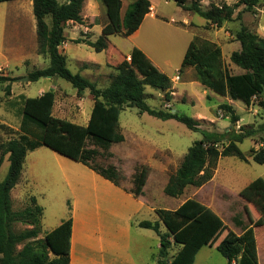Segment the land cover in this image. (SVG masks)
<instances>
[{
    "label": "rangeland",
    "instance_id": "1",
    "mask_svg": "<svg viewBox=\"0 0 264 264\" xmlns=\"http://www.w3.org/2000/svg\"><path fill=\"white\" fill-rule=\"evenodd\" d=\"M28 1L0 2V67L5 69L0 70V74L5 73L4 75L17 78L11 83L9 95L4 93L6 83L0 84V122L8 126L0 128V142L18 137L17 125L25 97L37 96L43 91L53 89L56 93L53 115L83 125L88 121L93 105L88 89L79 95L76 88L59 76L29 81L28 74L34 69L47 67L49 59L34 51L37 48L36 32L34 30L32 33L29 22L19 10L22 2L27 4ZM130 1L132 0H122L123 11ZM236 1L199 0V3L203 8H208L211 4L222 2L233 4ZM152 3L154 6L150 7L149 12L156 15L157 19L147 18L140 31L133 36L109 37L125 53L134 44L140 45L148 53L149 57L142 51L147 59L151 58L149 61H153L170 78L171 98L167 100L165 92L146 85L144 88L146 103L155 109H174L189 115L197 119L199 127L204 130L224 131L232 128L239 131L240 127L251 130L250 136L237 143L246 155L251 149L257 150L264 146V106L260 104L261 100L264 101V95L253 97L251 104L247 106L241 100H229L226 96L205 88L195 79L193 67L187 66L180 71L185 46L189 40L197 37L220 46L223 64L231 73L242 72V69L231 63L229 58L231 51L240 48V43L234 41L233 34L242 24L264 37V0L258 1L254 11L245 9L243 4L240 5L235 9L233 19L224 22L221 27L208 23L192 11L184 10L174 0H152ZM239 10L240 20L235 19ZM30 12L35 25L32 6ZM81 15L84 27L94 25L91 32L84 34L85 28L79 32L74 30L73 33L65 29L67 35L76 38L67 39V43L62 42L59 50L62 52L66 50L67 66L72 72H79L103 88L117 72L115 68L117 54L95 51L86 43H77L74 40L87 37L91 41L97 39L101 33L97 24L106 20L105 8L100 0H85ZM188 16H190L188 23L181 22ZM137 49L142 50L139 47ZM26 59L30 61L28 64L24 63ZM107 59L111 61H106ZM126 59L130 58L126 56ZM87 61H94L97 64L86 63ZM228 102L240 117L235 123H231L229 116L219 108V104ZM119 126L124 140L113 143L108 150L97 147L99 155L92 163L96 166L114 165L123 175L119 186L124 189L132 188L133 176L140 167L146 166L148 174L143 187L144 194H141L145 205L131 218L128 236L121 239L120 244L127 243V246L118 264H156L152 258L157 255L159 236L152 229L140 227L137 223L141 220L159 221L160 231L166 232V227L159 220L155 209L174 210L190 198L210 205L219 219L218 224L205 234L200 243L195 264H227V259L216 250V244L226 239L229 234L226 226L233 232L240 233L252 226L259 217V208L264 202L263 195L260 192H253L250 199L244 200L239 196V192L256 177L264 179V163L254 162L249 156L247 162L235 156H222L218 159L209 181L199 187L188 186L180 196L171 197L164 193L163 187L169 175L176 170L187 148L194 140L201 138L202 134L187 128L175 119H159L146 112L140 113L136 107L126 106L120 113ZM223 143H227V140ZM107 152H111L112 155H108ZM59 155L45 145L28 151L19 181L10 192L15 210L28 206L32 195L36 197L38 204L43 207L41 218L43 233L50 231L61 218L65 220L73 214L72 195L59 168V163L69 165L59 159ZM8 164L5 154L0 165V179H4ZM107 217L109 235L113 236L116 221L110 213ZM24 227L19 224L16 226L17 229ZM254 232L258 261L259 264H264V226L254 227ZM179 247L178 244L170 247L168 260Z\"/></svg>",
    "mask_w": 264,
    "mask_h": 264
},
{
    "label": "trees",
    "instance_id": "2",
    "mask_svg": "<svg viewBox=\"0 0 264 264\" xmlns=\"http://www.w3.org/2000/svg\"><path fill=\"white\" fill-rule=\"evenodd\" d=\"M84 1L32 0L37 52L47 56L49 64L47 67L31 71L28 74L29 81L59 76L76 88L79 95L88 89L93 105L89 119L83 125L53 115L56 98L53 89L37 96L23 98L18 137L0 142V165L5 154L9 162L4 179H0V264H70L72 217L68 216L58 226L42 234L43 207L38 204L36 197L32 195L28 206L15 210L10 192L19 181L27 152L41 145L81 162L119 186L123 175L114 165L96 166L92 162L99 155L97 147L108 150L111 144L124 140L119 117L125 106L136 107L140 113L146 112L159 119H175L202 134L201 138L194 140L187 148L176 170L169 175L163 187L164 193L171 197L180 196L188 186L199 187L209 181L218 159L222 156H235L245 162L249 156L254 162L264 163V146L257 150L251 149L247 155L238 147L237 143L250 136L251 130L244 127H240L239 131L232 128L224 131L204 130L199 127L198 120L189 115L178 111L171 112V109L150 107L145 101V86L150 85L165 92V97L169 100L171 80L136 47L132 49L129 60L125 56L115 62L117 72L103 88L79 72H72L59 46L65 40L63 32L66 22L84 23L81 15ZM100 1L106 15L101 34L94 41L83 38L74 41L86 43L95 51L115 50L110 46L108 36L127 37L133 34L149 13L151 2L132 0L121 14L122 0ZM174 1L184 10L192 11L208 23L221 27L224 22L233 19L234 11L240 5L243 4L245 9L254 11L259 0H237L233 4L222 2L211 4L208 8H203L199 0ZM235 19H241V10L237 12ZM233 36L234 40L240 43V48L232 51L229 58L231 63L242 69L241 73H231L223 64L219 45L197 37L189 41L181 60L180 71L187 66L193 67L195 79L205 88L221 96L241 100L249 106L253 97L264 95V37L242 24ZM16 79L0 74V84L6 83V95L11 93V83ZM260 104L264 106V101L261 100ZM219 108L229 116L231 123L240 119L230 103H221ZM0 128L8 126L0 122ZM224 140H227V143H223ZM107 153L112 155L111 152ZM147 169L142 166L133 176L130 192L135 197L143 193ZM253 192H260L264 198L262 177L250 181L240 190L239 196L247 200ZM259 211V217L253 225L240 234L226 226L229 234L226 239L216 244V250L227 259V264H259L254 227L264 226V202ZM155 213L166 227V232L160 231L159 221L141 220L137 225L152 229L159 236L160 246L155 256L156 263L195 264L196 254L205 234L212 231L219 222L211 207L190 198L177 209L156 208ZM18 224L25 227L17 229ZM173 244L180 247L168 260L169 249Z\"/></svg>",
    "mask_w": 264,
    "mask_h": 264
},
{
    "label": "crops",
    "instance_id": "3",
    "mask_svg": "<svg viewBox=\"0 0 264 264\" xmlns=\"http://www.w3.org/2000/svg\"><path fill=\"white\" fill-rule=\"evenodd\" d=\"M150 2V7H153L154 4L152 3V0H150ZM30 6H32V0H29L27 4L22 2L21 9L19 10L21 13H23V16H25L26 21L29 22L31 28L30 30L33 33L34 30L36 32V21L34 25L33 19L30 15ZM124 12L125 10L123 11L121 7V14H123ZM147 18L157 19L156 15H152L150 12L147 13L139 28L130 36H133L138 31H140L141 26ZM189 21L190 16L184 17L181 22L188 23ZM105 23L106 20L103 23L97 24L100 27V31L102 30V27ZM93 27L94 25L84 27V24L68 21L66 22L64 27L63 35L65 37V40L63 42L67 43V39L73 40L76 38V36L70 37L69 35H67L65 33V29H69L73 33L74 30H77L79 32L80 29L85 28V30H83L84 32H82L86 34L87 32H91V29ZM110 36L111 35H109L108 38ZM87 39L89 38L87 37ZM188 43L185 46V50L188 46ZM110 46H112L115 50L102 51H108L110 55L117 54L119 61L121 60V57H130V53L132 52L133 48L139 47L140 49H142L140 45L134 44L133 47L127 53H125L123 50H120L118 46L111 40ZM34 51L38 54L37 48ZM141 51H144V53L149 57L146 50L142 49ZM60 52L63 53L67 58L66 50H64V52L60 50ZM106 61H111V59H107ZM29 62L30 61L28 59L24 60V63L26 64H28ZM86 63L97 64L94 61H87ZM2 69L4 68L0 67V70ZM229 100L231 99L229 98ZM17 126H19V123ZM59 159L66 161V163H68L69 165L65 166L64 164L59 163L60 172L62 173V176L64 177L68 189L72 195L73 214L72 233L70 238V264H118V260L122 252H125L127 246L126 242V244L124 245L120 244L122 241L121 239H124L125 236H128L131 218L145 205L143 196H133V194L130 192V187L124 189L121 186H117L111 181L95 173L92 169L84 166L83 164L73 162L71 160L68 161V159L61 156V154L59 155ZM207 206L211 207L210 205ZM109 213L114 216L116 221V228L114 231L115 235L113 236L109 235V220L107 217ZM62 220V218L58 220L53 228L58 226L62 222ZM44 233L42 232V234ZM159 246L160 243L158 242L156 252H158ZM155 258L156 257L153 256L152 259L156 263Z\"/></svg>",
    "mask_w": 264,
    "mask_h": 264
},
{
    "label": "water",
    "instance_id": "4",
    "mask_svg": "<svg viewBox=\"0 0 264 264\" xmlns=\"http://www.w3.org/2000/svg\"><path fill=\"white\" fill-rule=\"evenodd\" d=\"M47 77H50V76H47ZM25 79H27V77L25 78ZM176 110H174V109H171V112H175Z\"/></svg>",
    "mask_w": 264,
    "mask_h": 264
},
{
    "label": "built area",
    "instance_id": "5",
    "mask_svg": "<svg viewBox=\"0 0 264 264\" xmlns=\"http://www.w3.org/2000/svg\"><path fill=\"white\" fill-rule=\"evenodd\" d=\"M128 59L130 58V57H127Z\"/></svg>",
    "mask_w": 264,
    "mask_h": 264
}]
</instances>
